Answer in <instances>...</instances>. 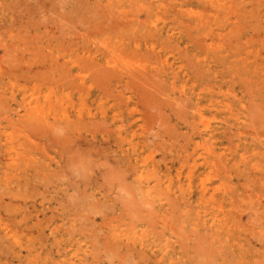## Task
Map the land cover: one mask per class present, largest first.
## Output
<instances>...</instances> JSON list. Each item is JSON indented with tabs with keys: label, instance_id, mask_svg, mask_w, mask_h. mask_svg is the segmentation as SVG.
Listing matches in <instances>:
<instances>
[{
	"label": "rangeland",
	"instance_id": "374dc122",
	"mask_svg": "<svg viewBox=\"0 0 264 264\" xmlns=\"http://www.w3.org/2000/svg\"><path fill=\"white\" fill-rule=\"evenodd\" d=\"M0 264H264V0H0Z\"/></svg>",
	"mask_w": 264,
	"mask_h": 264
}]
</instances>
